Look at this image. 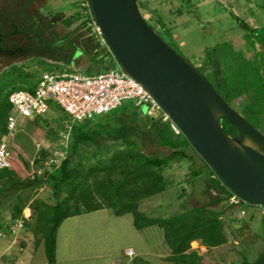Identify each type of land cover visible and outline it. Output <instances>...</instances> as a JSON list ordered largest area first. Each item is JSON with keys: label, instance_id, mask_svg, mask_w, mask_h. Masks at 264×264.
<instances>
[{"label": "trees", "instance_id": "16d2710c", "mask_svg": "<svg viewBox=\"0 0 264 264\" xmlns=\"http://www.w3.org/2000/svg\"><path fill=\"white\" fill-rule=\"evenodd\" d=\"M182 1L183 5L178 9L179 14H192V6L190 7L189 3L193 0ZM198 10L200 9L197 8L193 15L199 16L203 12ZM76 19H79L80 23L75 27H72L75 19L68 17L65 20L70 29L64 36L57 33L52 36H44L43 33L38 35L39 43L34 44L32 54L37 66L29 68L26 65H13L0 75V142L9 133L8 121L12 112L9 96L12 91L34 90L42 74L54 71L53 69L92 74L114 66L116 57L99 38L79 32L83 27L90 26L89 17L80 11ZM157 19L165 32L172 36V43L178 52L183 55L179 39L173 36L174 27H169L161 14H158ZM238 20L244 30L245 43L254 55L248 58L243 50H234L232 44L227 42L221 45L216 43L214 49L211 44H207L204 61L211 65L213 70L211 73L205 72L201 67L199 70L211 81L225 101L264 132V27H253L248 22ZM184 21L185 25H194L192 17ZM40 51L59 56L51 61ZM78 54L87 56L88 63L82 67L79 66ZM39 65L47 67L48 70L39 72ZM131 104L135 106L132 102ZM121 107L120 128L115 126L112 134L105 132L110 125L103 122L94 123L95 117L74 120L70 137L71 153L63 157L58 166L54 165L51 171L46 170L41 175L33 171L13 134L7 139L11 166L0 169V205L4 204L6 198L14 199L11 205V219L15 221L23 218L25 225L31 226L32 233L40 235L36 245H44L47 264H57V232L62 222L71 216L102 208H109L117 215L131 213L138 230H160L163 240L171 248L170 254L164 257L170 264H203L208 252L229 243L231 239H241L246 230L252 231L247 219H241L237 214L247 210L245 204L255 208L258 204L236 194L197 151L177 124L178 131L174 129L172 119L165 120L164 113L162 117L144 115L135 110L130 114L126 104L104 114ZM62 112L67 116L63 109ZM47 116L45 114L25 119L24 129H31L33 125L39 126L42 121L49 122ZM134 118L138 123L132 121ZM224 125L228 132L233 130L227 120ZM59 129L66 130L67 127L63 124ZM52 135L58 136V132L53 130ZM42 136L45 138L47 134L43 133ZM144 140L170 151L164 155L147 154L143 151ZM82 145H92L95 148L80 160L73 161L74 154ZM190 150L198 154L203 162L201 168L195 166L196 158L189 153ZM46 155L47 153L42 151L35 162L42 165ZM182 161L189 162L191 179L188 182L192 190L195 187V179L202 177L210 195L214 193L212 200L209 203L193 205L188 199V207L185 210L168 217L149 216L141 209L142 201L172 185L174 181L166 177L164 172L171 165ZM201 170L204 172H200ZM42 184H49L53 194L52 202L42 199L33 202V193L27 192ZM26 208L31 210V217H35L33 224L24 216ZM6 227L9 229L8 223L0 220V229ZM254 235L264 242L262 230ZM195 240L201 241L207 248V253L201 255L192 249L191 244ZM263 250L264 245L258 254ZM242 254L246 255V252ZM134 261L139 264L136 258ZM247 261L249 259L243 256L239 264Z\"/></svg>", "mask_w": 264, "mask_h": 264}, {"label": "rangeland", "instance_id": "374dc122", "mask_svg": "<svg viewBox=\"0 0 264 264\" xmlns=\"http://www.w3.org/2000/svg\"><path fill=\"white\" fill-rule=\"evenodd\" d=\"M3 1L4 0H0V4L5 6ZM30 1L33 0H28V2ZM36 1L38 0L26 4H31L32 8L35 7L36 12L38 11L45 14V10L43 9L44 5L41 6V3ZM43 1L44 3H47V8H53L55 9L54 11L58 12L61 11L65 17L73 15L75 12L80 13L81 11L79 0ZM139 1L144 4L141 12L145 15V18L151 17V19L154 20L158 18V14H161L165 23L169 27H174L173 35L178 37L180 41V51H182L184 57L192 64L194 63L196 67L203 68L207 73H211L213 70V67L204 61L206 56L204 50L207 49V44H211L212 49H214L216 43L219 45L226 42L231 43L234 50H243L246 56L251 58L254 54L252 50L248 49L245 43L243 38L244 30L239 25L238 19L250 23L253 27H264V0H193L192 3H189V6H192V14L188 13L186 16H181L178 12L180 6L183 5L182 0ZM6 2L9 1L7 0ZM13 2L15 3L16 1L13 0ZM194 4H197L198 6ZM197 8L200 9L198 11L203 12L200 13L199 16L196 14V17V15H193V12L197 11ZM190 17H192V21L195 25H185L184 20L189 19ZM209 19H211L212 22H209ZM78 23H80V21L76 20L72 27L77 26ZM57 27L59 33L62 35L70 29L63 23H59ZM89 27L83 29V32L87 33V36L94 35L98 38L92 28L90 29ZM194 39L196 40V43ZM33 53L34 52H28L27 54L20 56L19 58H13L12 60L2 59L0 56V75L9 70L13 65H26V67L29 68H33L35 65L37 66L32 57ZM202 55L204 57H201ZM43 56L51 61H54L56 58L48 53L43 54ZM78 56L80 67L88 63L85 54H78ZM90 66L93 67L92 64ZM37 68L39 72L48 70L47 67L45 68L40 65ZM53 70L60 71L58 69ZM125 104L130 111V114L135 110L138 113L142 112L144 115L148 114L155 117L163 116V112L159 113L150 110L149 105L146 102L138 107L139 110H137L138 108L135 109L136 107L133 106L130 101ZM121 113L122 107L111 113L95 116L93 122H103L105 125L109 124L110 127L108 130H105V132H107V134H112L114 133L115 126L120 128L119 118ZM47 115L49 122L42 121L39 126L33 125L31 129L27 130L24 129L23 126L25 120H21L18 127L12 132L18 147L22 150L31 168L34 172L36 171L37 175H41L46 170L51 171L54 165L58 166L63 157H66L72 151L70 137L74 120L68 115L65 116L60 108L51 110ZM132 121L135 124L138 123L135 118L132 119ZM63 124L66 125L68 130L59 129ZM53 130L56 131V133L58 132V136L52 135ZM42 132L47 134L45 138H43ZM94 148L95 147L92 145H82L74 154L73 161L80 160L84 155L92 152ZM42 151H45L47 155L46 158H44L42 165H38L35 162V159L41 156ZM143 151L152 155H164L169 153L170 150L144 140ZM189 153L196 158L195 166L201 168L203 162L200 160L198 154L192 150H190ZM202 171L203 170L200 172ZM164 174L166 177L173 180L174 183L165 191L142 201L141 209L149 216L168 217L185 210L188 207V199L193 205L209 203V201L212 200V195L214 193H211L212 195H210L204 178H196L194 182L195 187L192 190L191 185L188 182V180L191 179V169L189 168L188 161H182L171 165L165 170ZM29 191L33 193V202L38 199L47 202L53 201V194L49 184H42L35 187L34 190H28L27 192ZM13 200L14 199L6 198L4 204L0 205V220L7 222L9 227V229H7V227L5 229H0V264H15L20 257L18 254H29L31 249L36 248H38L37 257L40 256L38 258H42L45 250L43 244L40 246L36 245V241L39 239L40 235L33 234L31 226L27 227L23 218L15 221L11 219L10 212L12 211L11 205ZM245 208L247 209L245 214L239 212L237 215L241 219H247L252 231L246 230L244 232L245 235L243 234L244 236L241 239H231L229 243L216 247L208 253L207 248L202 245L200 240L194 241L191 244L192 249L196 250L199 254L204 255L207 253L203 260V264H239V261L242 260L243 256H246L249 261H254L262 254H258V251L261 250L264 242L259 238L257 239L254 234L255 232L260 233L261 230L264 232V214L262 213V210L256 209L249 204H245ZM103 213H106L109 216V218L104 220L105 223L103 224L98 222L99 219L97 215H101L99 212H90L79 218L74 216L69 220H64L60 230V235H62V237L60 236V243L66 244L67 239L71 238L72 243L86 247L80 249L82 252H85L84 254H91L95 250H100L105 251L106 254L109 252V254L112 255V259L119 257L125 261H129L130 259L132 260L133 258H136V261H139V258L142 257L139 264H170V262L166 261L164 257L170 254L171 248L170 245L163 240L160 230L147 228L143 231L137 229L135 231V228H132L131 225H127L126 227L127 220H132L133 218L131 213L123 214L124 216L122 215V218L117 217L118 215L111 209H109V212L106 211ZM24 216L29 218L30 224L35 222V217H31V210L29 208L24 210ZM116 223L119 224L122 232H118V230L114 231L115 228L113 227H115ZM70 234H72V236ZM127 244H131L136 252L139 251V249H142L150 251V253L141 255L136 254L134 256L128 253V249L127 254L125 252L126 248L123 246ZM244 252H246V255L242 254ZM89 260L94 261L93 256H89ZM133 263L136 262L134 261Z\"/></svg>", "mask_w": 264, "mask_h": 264}, {"label": "water", "instance_id": "95a60500", "mask_svg": "<svg viewBox=\"0 0 264 264\" xmlns=\"http://www.w3.org/2000/svg\"><path fill=\"white\" fill-rule=\"evenodd\" d=\"M90 2L122 68L155 96L236 194L264 205V132L225 101L199 68L178 52L168 34L149 24L139 0ZM225 120L233 127L231 132ZM244 264H264V251Z\"/></svg>", "mask_w": 264, "mask_h": 264}, {"label": "built area", "instance_id": "2783aa9c", "mask_svg": "<svg viewBox=\"0 0 264 264\" xmlns=\"http://www.w3.org/2000/svg\"><path fill=\"white\" fill-rule=\"evenodd\" d=\"M79 4L81 11L89 17V25L94 33L109 48L102 27L94 17L90 0H79ZM9 100L12 112L8 121L9 133L0 142V169L11 166L7 139L19 122L48 114L58 107L73 120H83L107 113L128 101L136 107L146 102L150 110L163 112L165 120L171 119L155 96L129 75L118 60L110 69L92 74L70 70L46 71L37 81L34 90H14L10 93ZM172 125L178 131L174 121ZM256 208L264 214L263 205H257ZM242 213L245 214L246 211L243 210ZM129 251L130 254L133 253L132 249Z\"/></svg>", "mask_w": 264, "mask_h": 264}, {"label": "flooded vegetation", "instance_id": "af4514ba", "mask_svg": "<svg viewBox=\"0 0 264 264\" xmlns=\"http://www.w3.org/2000/svg\"><path fill=\"white\" fill-rule=\"evenodd\" d=\"M6 1L7 0L3 1L5 6L0 4V56L2 59L12 60L28 52H34L33 46L39 43L38 35H40V33H43L44 36H52L54 33L59 34V36H64L66 33L64 35L59 33L57 26L59 23H63L66 26L65 20L68 17L75 19V21H80L76 19V16L79 15L78 12L65 17L61 11L58 12L54 11L55 9L53 8H47L48 5L44 3L43 0L38 1L41 3V6L44 5L43 9L45 10V14L38 11L36 12L35 7L32 8L31 4H26L32 3L35 0L30 2H28V0H14L16 1L15 3L13 0H8L9 2ZM143 6V3H139L141 11L143 10ZM146 19L149 24L157 28L159 32L166 33L163 25L159 23L157 18L153 20L151 17H147ZM86 27L87 26L80 29L79 32H83V29ZM170 37L172 38V36ZM40 53L42 52L40 51ZM43 54L46 53L44 52L42 55ZM53 56L58 57L59 55L54 54Z\"/></svg>", "mask_w": 264, "mask_h": 264}, {"label": "crops", "instance_id": "0c3cea01", "mask_svg": "<svg viewBox=\"0 0 264 264\" xmlns=\"http://www.w3.org/2000/svg\"><path fill=\"white\" fill-rule=\"evenodd\" d=\"M106 211L109 212V209L102 208V209L92 211V212H99L101 214V215H97L98 219H99L98 222L103 224V223H105L104 220L109 218V216L106 213H103ZM87 213H90V212H87ZM87 213H83L82 215L80 214V215H75V216L77 218H79L80 216H84V214H87ZM123 216L118 215L117 217L122 218ZM72 217H74V216L66 218L65 220H69ZM127 225H129V226L131 225L132 228H135V231H136L137 228L134 225V218H132V220H127L126 227H127ZM61 227H62V224L60 225L58 232H57V246H56L57 264H136V263H133L134 258L132 260L130 259L133 262H131L130 260L125 261L124 259H121L119 257L112 259V255H110L109 252H108V254H106L105 251H100V250H95L91 254H89V253L84 254L85 252H82L80 249L86 248V247L80 246V245L78 246L77 244L72 243L71 238L67 239L66 244H64V243L61 244L60 243V239L62 237V235H60ZM113 228H115L114 231L118 230V232L119 231L122 232L120 227H119V224H117V223H116L115 227H113ZM70 235L72 236V234H70ZM123 246H124V248H126V251H125L126 253H127L128 249H132L134 256L136 254L141 255V254L150 253V251H146V250H142V249H139V251L136 252V250L134 249V247L131 244H127V245H123ZM37 250H38V248L31 249L29 254H24V253L18 254L20 257H19V260H17L15 264H47L45 250H44V254L42 255V258H38L40 256L37 257ZM40 253H42V252H40ZM89 256L90 257L93 256L94 261H90ZM34 258H35V260H34ZM96 259H98V260H96Z\"/></svg>", "mask_w": 264, "mask_h": 264}, {"label": "bare ground", "instance_id": "6f19581e", "mask_svg": "<svg viewBox=\"0 0 264 264\" xmlns=\"http://www.w3.org/2000/svg\"><path fill=\"white\" fill-rule=\"evenodd\" d=\"M198 24H199V23H198ZM198 24H197V25H198ZM194 25H195V24H194ZM193 27H194V26H193ZM198 30H200V29H198ZM199 32H200V31H199ZM199 34H200V33H199ZM198 38H199V36H198ZM201 38H202V36H201ZM199 39H200V38H199ZM194 40H195V39H194ZM195 43H196V40H195ZM196 46H197V44H196ZM196 46H195V47H196ZM199 47H200V46H199ZM200 48H201V47H200Z\"/></svg>", "mask_w": 264, "mask_h": 264}, {"label": "clouds", "instance_id": "9594fccd", "mask_svg": "<svg viewBox=\"0 0 264 264\" xmlns=\"http://www.w3.org/2000/svg\"><path fill=\"white\" fill-rule=\"evenodd\" d=\"M201 57H204L203 55L201 56ZM204 60V59H203ZM194 64V63H193ZM195 65V64H194ZM196 66V65H195ZM256 204H258V203H256ZM258 205H263V204H258ZM264 206V205H263ZM257 209V208H256ZM246 212H247V210H246ZM195 241H197V240H195Z\"/></svg>", "mask_w": 264, "mask_h": 264}]
</instances>
